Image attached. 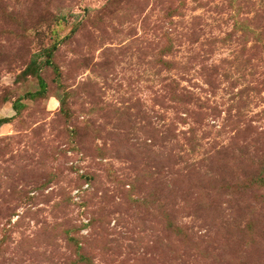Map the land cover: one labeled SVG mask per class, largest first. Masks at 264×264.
Instances as JSON below:
<instances>
[{
  "label": "rangeland",
  "instance_id": "rangeland-1",
  "mask_svg": "<svg viewBox=\"0 0 264 264\" xmlns=\"http://www.w3.org/2000/svg\"><path fill=\"white\" fill-rule=\"evenodd\" d=\"M0 264H264V0H0Z\"/></svg>",
  "mask_w": 264,
  "mask_h": 264
}]
</instances>
